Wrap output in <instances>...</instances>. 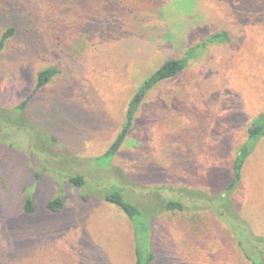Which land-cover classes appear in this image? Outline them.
<instances>
[{
  "label": "rangeland",
  "instance_id": "rangeland-1",
  "mask_svg": "<svg viewBox=\"0 0 264 264\" xmlns=\"http://www.w3.org/2000/svg\"><path fill=\"white\" fill-rule=\"evenodd\" d=\"M12 26L0 53V245L9 264H136L133 225L105 201L112 188L152 216L156 264H252L232 227L239 218L264 238V139L230 211L221 196L248 128L264 116V0H0V40ZM220 32L230 41L200 49L153 89L122 148L104 158L143 83ZM48 68L59 74L19 115ZM79 175L80 189L68 182ZM196 191L207 203L193 209ZM58 197L55 213L48 205ZM166 198L194 206L166 211Z\"/></svg>",
  "mask_w": 264,
  "mask_h": 264
},
{
  "label": "trees",
  "instance_id": "trees-1",
  "mask_svg": "<svg viewBox=\"0 0 264 264\" xmlns=\"http://www.w3.org/2000/svg\"><path fill=\"white\" fill-rule=\"evenodd\" d=\"M17 32V26L10 27L0 40V53L5 49L7 42L15 36ZM230 41V35L227 32H220L212 35L208 39L204 40L197 47L191 50V53L182 59H170L166 61L152 76H150L139 89V91L132 98L128 112L125 126L111 146L109 151L104 155V158L112 160L125 143L136 119V115L139 112L143 102L149 95V93L155 89L158 85L168 80H171L181 74L189 65L190 61L194 58V54L200 49L207 48L212 45L225 44ZM59 74V71L55 68H48L42 71L38 75L37 91L17 107L16 111L20 115L25 112L27 106L33 100L34 95L45 87H47L53 79ZM22 112V113H21ZM49 113L46 115L48 116ZM46 118V116H45ZM29 122V120H28ZM55 141L56 138L53 137ZM264 139V116L258 118L247 131V140L238 150L233 163V175L232 180L223 192L222 206L228 208V197L236 190L243 178V170L247 160L254 152L257 144ZM69 184L74 188H83L86 185V179L82 175L68 178ZM124 190L118 188L106 189L105 201L119 207L129 218L134 228L135 235V253L136 264H156L157 254L154 250L152 235L150 231V220L152 216H149L143 212V210L135 204L128 201L124 195ZM196 204L193 209L202 208L203 204L207 203V198L203 196L202 192H195ZM164 209L166 211H186L194 206L193 203H186L184 200L168 199L164 200ZM50 211L58 213L63 209V199L61 197L55 198L48 205ZM24 209L26 213L32 214L35 212L34 198L29 196L25 202ZM230 211V210H229ZM222 214H226L225 211ZM147 217V218H146ZM236 217H238L236 215ZM239 220V226L232 227L234 234L236 235L239 246L243 250L246 257L252 262V264H264V238H254L251 235L250 228L247 223ZM241 232V233H240ZM264 249V248H263ZM251 250L257 251L255 255L251 254ZM0 264H9L5 260L3 249L0 245Z\"/></svg>",
  "mask_w": 264,
  "mask_h": 264
}]
</instances>
